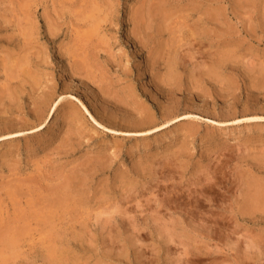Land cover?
Wrapping results in <instances>:
<instances>
[{
  "label": "rangeland",
  "instance_id": "rangeland-1",
  "mask_svg": "<svg viewBox=\"0 0 264 264\" xmlns=\"http://www.w3.org/2000/svg\"><path fill=\"white\" fill-rule=\"evenodd\" d=\"M263 11L0 0V264H264Z\"/></svg>",
  "mask_w": 264,
  "mask_h": 264
},
{
  "label": "bare ground",
  "instance_id": "bare-ground-1",
  "mask_svg": "<svg viewBox=\"0 0 264 264\" xmlns=\"http://www.w3.org/2000/svg\"><path fill=\"white\" fill-rule=\"evenodd\" d=\"M162 1V0H161ZM158 4V3H157ZM161 4V3H160ZM158 6V5H157ZM156 7V6H155ZM154 7V8H155ZM239 7H240V5H239ZM160 8H161V6H160ZM180 9V8H179ZM155 10V9H154ZM160 10V9H159ZM158 10V11H159ZM163 10V9H162ZM161 10V11H162ZM166 10V9H165ZM181 10V9H180ZM179 10V11H180ZM228 10V9H227ZM157 11V10H156ZM208 11V10H207ZM164 12V13H163ZM163 14H166L165 13V11L163 10ZM169 12V11H168ZM214 12V11H213ZM257 12V11H256ZM154 13V12H153ZM172 14L174 13V12H171ZM263 13H264V11H263ZM263 13H262V15H263ZM148 14V13H147ZM168 14V13H167ZM176 14H177V12H176ZM152 15V14H151ZM170 15V14H169ZM215 15V14H214ZM154 16V15H153ZM163 16V15H162ZM183 16V15H182ZM188 16V15H187ZM166 17V18H165ZM168 15H165L164 16V18L165 19H168ZM264 17V16H263ZM142 18V17H141ZM170 18V17H169ZM138 20H141V19H138ZM145 20V19H144ZM147 21V20H146ZM166 21V20H165ZM173 21H175V20H173ZM178 21V20H177ZM250 21H251V19H250ZM168 22V21H167ZM172 22H170L169 24H171ZM148 25V24H147ZM144 26V25H143ZM149 26V25H148ZM146 27V26H145ZM147 28V27H146ZM163 28H164V25H163ZM168 28V27H167ZM174 28V27H173ZM172 29V28H171ZM168 30H170V27H169V29ZM224 30V29H223ZM171 32V31H170ZM174 33H175V31H174ZM170 37V36H169ZM175 38H177V37H175ZM173 39H174V37H173ZM178 39V38H177ZM167 41V40H166ZM172 41V40H171ZM175 41H176V39H175ZM166 45H168L167 44V42H164ZM174 43V42H173ZM176 43V42H175ZM178 44V43H177ZM176 44V45H177ZM164 46L165 45H163V49H164ZM170 46V45H169ZM180 46V45H179ZM183 46V45H182ZM180 48H181V46H180ZM177 51V50H176ZM178 52V51H177ZM176 52V53H177ZM175 55V54H174ZM177 57H178V55H177ZM22 58V57H21ZM23 58H24V56H23ZM24 60V59H23ZM22 60V61H23ZM169 60H171V59H169ZM20 61H21V59H20ZM25 63V62H24ZM184 65V64H183ZM168 71H170V66L168 67ZM174 71H172V73H173ZM168 73V72H167ZM169 73H171V72H169ZM171 73V74H172ZM173 76V75H172ZM176 76V75H175ZM210 76V75H209ZM12 77V76H11ZM36 77V76H35ZM174 77V76H173ZM14 78V77H13ZM37 80V79H36ZM7 85V84H6ZM5 86V85H4ZM7 88H8V85H7ZM7 90V89H6ZM2 91H4V90H2ZM3 95V94H2ZM8 95V94H7ZM9 96V95H8ZM10 97V96H9ZM103 154H105V153H103ZM98 155V154H97ZM103 156H105V155H103ZM102 156V158H104ZM80 165V164H79ZM88 165V164H87ZM78 166V165H77ZM81 166V165H80ZM83 166V165H82ZM84 166H86L85 165V162H84ZM144 166V165H143ZM14 170V169H13ZM12 170V171H13ZM64 171V170H63ZM61 173V172H60ZM71 173H73V172H71ZM70 173V175L72 176V174ZM163 173H165V172H163ZM162 173V174H163ZM171 173V172H170ZM41 174V173H40ZM122 174V173H121ZM161 174V173H160ZM60 175H62V174H60ZM60 175H59V177H60ZM66 176H67V174H65ZM164 175V174H163ZM165 175H167V173L165 174ZM64 176V175H63ZM73 176H75V175H73ZM89 176V175H88ZM21 177V176H20ZM55 177V176H54ZM68 177V176H67ZM91 177V176H90ZM214 179L216 178V176H212ZM211 177V178H212ZM16 178V176L15 177H12V179H15ZM17 178H19V177H17ZM16 178V179H17ZM52 177H50V179H51ZM74 178V177H73ZM168 178H170V177H168ZM12 179H11V182H12ZM28 179V178H27ZM27 179H22L23 181H25V180H27ZM36 179V181L38 182V180H37V178H35ZM54 179V178H53ZM129 179V178H128ZM208 179H210V178H208ZM69 180V179H68ZM170 180H172V179H170ZM216 180V179H215ZM19 181H20V179H19ZM31 181H33V180H31ZM35 181V182H36ZM62 181V180H61ZM60 181V182H61ZM209 181V180H208ZM248 181V180H247ZM22 182V181H21ZM56 182V181H55ZM57 182H59V181H57ZM80 182H82V181H80ZM79 182V183H80ZM201 182V181H200ZM199 182V183H200ZM219 182V181H218ZM238 182H240V181H238ZM8 183V182H7ZM53 183V182H52ZM78 183V186H80L81 184H79ZM128 183V182H127ZM163 183V182H162ZM197 183V182H196ZM255 183V184H254ZM8 184H10V182L8 183ZM14 184H16L15 182H14ZM23 184V183H22ZM35 184V183H34ZM40 184V183H39ZM45 184V183H44ZM46 184H48V183H46ZM63 184V183H62ZM61 184V185H62ZM71 184V183H70ZM102 184H103V182H102ZM101 183H100V185H102ZM198 184V183H197ZM203 184V186H204V189L202 188L203 186H201V188L199 189V190H203V191H199V192H202L203 194L205 193H212V195H213V192H212V190H210L212 187H214L213 185H214V183L212 182L211 184H213V185H205V183H202ZM249 184H251V183H249ZM11 185V184H10ZM13 185V184H12ZM19 185V184H18ZM18 185H16V186H18ZM38 185V184H37ZM65 185V184H64ZM67 185H68V183H67ZM67 185H65V186H67ZM247 185V184H246ZM252 185H253V187H252ZM8 186V185H7ZM22 186V185H21ZM25 186V185H24ZM35 186V185H34ZM45 186V185H44ZM65 186H60L59 185V187H58V185H56V189L55 190H58L56 193H60L59 191H61V188H63V187H65ZM71 186V185H70ZM9 187V186H8ZM20 187V186H19ZM26 187V186H25ZM33 187V186H32ZM36 187V186H35ZM68 187V186H67ZM76 187L77 186H75V188L73 187V189H76ZM125 187V186H124ZM197 187V186H196ZM206 187V188H205ZM38 188V187H37ZM42 188V187H41ZM58 188V189H57ZM142 188H144V187H142ZM171 188V187H170ZM194 188V187H193ZM248 188V186L245 188V189H247ZM17 189V188H16ZM21 189V188H20ZM159 189V188H158ZM249 189V190H248ZM247 190L248 191H246V192H244L245 193V200H244V208H245V211H246V213H248V212H250V211H253V210H255V209H252V208H263L262 206H264V184L263 183H261V182H259V179H258V181L256 180L255 182L253 181V183L250 185V188H248ZM19 190V189H18ZM17 190V191H18ZM65 190H67V188H64V194H65V196H64V194H63V196H62V194H61V196H62V200H60V202L61 203H65V201L68 199L67 198V196H68V193L70 194V192L71 191H69V192H67V191H65ZM70 190V189H69ZM188 190V189H187ZM24 191H26V190H24ZM51 191H52V189H51ZM54 191V190H53ZM76 191H78V189H76ZM123 191H125V190H123ZM143 191V190H142ZM184 191V190H183ZM191 191V190H190ZM189 191V192H190ZM196 191H198V189L196 190ZM211 191V192H210ZM215 191V190H214ZM21 192V194H24V193H22V191H20ZM32 192V191H31ZM45 192H48L47 190L45 191ZM49 192H50V190H49ZM63 191H61V193H62ZM66 192H67V194H66ZM73 192V191H72ZM126 193V192H125ZM129 193V192H128ZM19 194V193H18ZM40 194V193H39ZM54 193H52V195H53ZM111 194V193H110ZM199 194V193H198ZM25 195V194H24ZM43 195V194H42ZM60 195V194H59ZM154 195V194H153ZM39 196V195H38ZM56 196V195H55ZM54 196V197H55ZM198 196V195H197ZM196 196V197H197ZM201 196H203V195H201ZM207 197H208V195H206ZM40 197L41 196H39V200H40ZM46 198H47V196H45ZM60 197V196H59ZM69 197V196H68ZM192 197V196H191ZM204 197V196H203ZM215 197V196H214ZM65 198H66V200H65ZM74 198V197H73ZM79 198V197H78ZM167 198V197H166ZM176 198L178 199V197L176 196ZM20 199V198H19ZM42 199V198H41ZM55 199H57V197L55 198ZM60 199V198H59ZM104 199V198H103ZM176 199V200H177ZM199 199L200 198H197V201L199 202ZM212 199V198H211ZM37 200V199H36ZM39 200H37L38 202H39ZM69 200V199H68ZM196 200V199H195ZM15 201V200H14ZM33 201V200H32ZM37 201H35V202H37ZM50 201V200H49ZM96 201V200H95ZM16 202V201H15ZM55 202V201H54ZM59 201H58V204L60 205L61 203H60ZM107 202V201H106ZM176 202V201H175ZM51 203V202H50ZM56 203H57V200H56ZM17 204H19V203H17ZM52 204V203H51ZM58 204H56V205H58ZM47 205H48V202H47ZM54 205H55V203H54ZM58 205V206H59ZM64 204H62V206H63ZM101 205V204H100ZM32 206V205H31ZM30 206V207H31ZM42 206H44L43 204L42 205H40V208L42 207ZM65 206V205H64ZM63 206V207H64ZM67 206H69V205H66V208H68ZM241 206H243L242 204H241ZM49 207V206H48ZM72 207V206H71ZM70 207V208H71ZM59 208V207H58ZM54 209V208H53ZM60 209H61V207H60ZM77 209V208H76ZM115 209V208H114ZM154 209V208H153ZM57 210V209H56ZM71 210H72V208H71ZM110 210V209H109ZM39 211V210H38ZM37 211V212H38ZM76 211V210H75ZM82 211V210H81ZM108 211V210H107ZM198 210H196V212H197ZM52 212V211H51ZM56 212V211H55ZM91 212V211H90ZM120 212H122V209H121V211ZM195 212V213H196ZM105 213H106V211H105ZM101 214V213H100ZM28 215V214H27ZM103 215V214H102ZM109 215V214H108ZM111 215V214H110ZM28 216H30V215H28ZM27 216V217H28ZM78 216V215H77ZM23 217V216H22ZM43 217V216H42ZM48 217L50 218V215H48ZM47 217V218H48ZM51 217H52V215H51ZM53 218V217H52ZM24 219V218H23ZM54 223V222H53ZM171 226V225H170ZM20 227V226H19ZM25 227H26V225H25ZM5 228V227H4ZM18 228V227H17ZM21 228H23V226H21ZM20 228V229H21ZM174 228V227H173ZM2 229V228H1ZM11 229V228H10ZM25 229V228H24ZM5 230V229H4ZM22 232V231H21ZM16 238V237H15ZM9 240H10V238H9ZM11 242H13V239L12 240H10V243ZM12 245V244H11ZM10 245V246H11ZM9 247V246H8ZM54 252V251H53ZM63 259H64V257H63ZM56 264H58V263H56Z\"/></svg>",
  "mask_w": 264,
  "mask_h": 264
}]
</instances>
